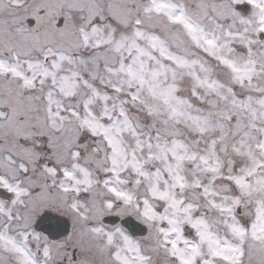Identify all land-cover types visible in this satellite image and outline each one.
<instances>
[{"label":"snow or ice","instance_id":"snow-or-ice-1","mask_svg":"<svg viewBox=\"0 0 264 264\" xmlns=\"http://www.w3.org/2000/svg\"><path fill=\"white\" fill-rule=\"evenodd\" d=\"M0 264H264V0H0Z\"/></svg>","mask_w":264,"mask_h":264}]
</instances>
